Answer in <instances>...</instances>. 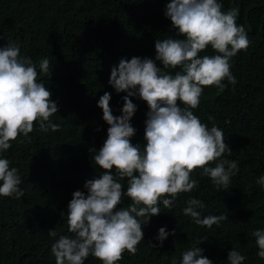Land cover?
<instances>
[{
  "label": "trees",
  "instance_id": "1",
  "mask_svg": "<svg viewBox=\"0 0 264 264\" xmlns=\"http://www.w3.org/2000/svg\"><path fill=\"white\" fill-rule=\"evenodd\" d=\"M171 0H0V48L15 44L23 57L31 58L37 82L52 93L58 111L50 117L60 129L42 131L38 122L28 139L21 134L10 141L11 148L0 152L9 168L18 169L24 196H0V264H56L51 252L60 235L71 236L67 223L68 205L75 191L87 195L84 185L99 179L104 170L93 162L107 139L108 125L98 107L105 92L111 94L110 108L120 116L126 92L117 93L109 80L113 67L122 59L150 58L162 71L175 75L182 69H164L156 61L157 39H184L165 16ZM222 11L239 8L237 25L244 26L249 40L246 50L230 59L235 86L225 79V89L203 88L199 106L191 109L202 124L217 126L232 153L222 157L236 161L238 172L227 189L217 188L197 168L190 178L198 181L191 192L180 193L171 209L162 203L161 213L142 226L143 240L135 255L127 251L117 264H181L182 254L194 247L213 264H228V252L238 250L243 264H264L252 232L264 230V0H218ZM211 46L201 57L216 55ZM50 61V76L44 75L40 60ZM136 112L130 124L136 130L131 143L147 145L145 127L149 111L146 102L131 97ZM178 106L183 108L181 102ZM210 117L214 119H209ZM210 162L208 167H215ZM116 176V169L111 173ZM118 182L126 192L127 178ZM2 184V181H0ZM200 200L201 218L227 217L219 226L197 225L184 215L190 199ZM130 198L122 196L118 208H127ZM175 231L163 241L159 229ZM55 230L57 237L49 236ZM207 239L201 243L204 238ZM155 244L156 247H152ZM84 264H102L89 255Z\"/></svg>",
  "mask_w": 264,
  "mask_h": 264
},
{
  "label": "clouds",
  "instance_id": "2",
  "mask_svg": "<svg viewBox=\"0 0 264 264\" xmlns=\"http://www.w3.org/2000/svg\"><path fill=\"white\" fill-rule=\"evenodd\" d=\"M239 8L222 11L218 0H171L166 5L165 16L178 29L184 39H157L156 61L164 69L179 66L175 75L157 67L150 58L133 57L122 59L113 67L109 83L117 93L126 92L120 116H114L110 108L111 94L105 92L98 102L107 123V139L103 147L93 153V162L104 173L99 179L89 180L82 191H75L68 205L67 223L71 236L60 235L52 245L51 252L56 264H84L91 254L102 264H117L127 251L137 252L143 240L142 226L152 216L161 213L160 203L171 209L180 193L191 192L198 181L190 174L197 168L210 177L219 189H227L230 179L238 172L236 161L223 159L232 151L225 143L224 133L217 126L210 129L202 124L191 109L200 103L203 88L216 86L225 89V79L235 86L236 78L231 74L230 59L241 50H246L249 40L244 26L237 25ZM208 46L218 54L201 57L199 53ZM44 75L50 76V61L39 62ZM36 65L31 58L23 57L15 44L0 48V152L11 148L10 141L18 136L31 139L28 134L38 122L42 131L60 129L50 117L58 111L51 100L52 93L44 83L37 82ZM139 97L147 103L145 140L146 147L133 145L131 138L136 130L130 124L137 108L131 97ZM181 102L184 107L178 106ZM214 119L212 117L209 118ZM215 167H208L216 162ZM116 169L114 177L111 170ZM120 179L127 178V191H122ZM0 196L20 199L21 178L18 169L9 168V161L0 158ZM257 184L264 185V176ZM122 196L130 198L127 208H118ZM198 199L190 198L184 215L192 217L197 225L211 228L227 219L220 216L201 218L197 211L203 208ZM50 237H57L49 230ZM169 235L160 228L156 240L163 246ZM259 248L258 257L264 259V230L252 232ZM207 239L201 241L203 243ZM154 248L155 244H151ZM245 257L238 250L228 252V264H243ZM172 264H176L173 259ZM181 264H213L203 256L202 249L194 247L182 254Z\"/></svg>",
  "mask_w": 264,
  "mask_h": 264
}]
</instances>
